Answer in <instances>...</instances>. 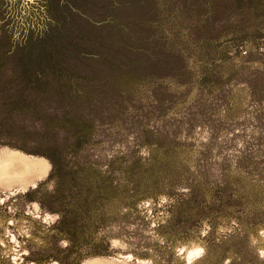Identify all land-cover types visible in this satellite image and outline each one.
Masks as SVG:
<instances>
[{
	"label": "rangeland",
	"instance_id": "obj_1",
	"mask_svg": "<svg viewBox=\"0 0 264 264\" xmlns=\"http://www.w3.org/2000/svg\"><path fill=\"white\" fill-rule=\"evenodd\" d=\"M0 264H264V0H0Z\"/></svg>",
	"mask_w": 264,
	"mask_h": 264
}]
</instances>
